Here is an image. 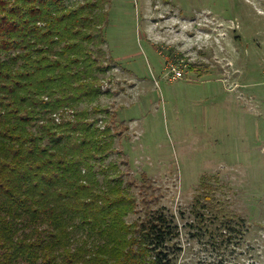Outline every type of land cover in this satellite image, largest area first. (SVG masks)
<instances>
[{"label": "trees", "instance_id": "trees-1", "mask_svg": "<svg viewBox=\"0 0 264 264\" xmlns=\"http://www.w3.org/2000/svg\"><path fill=\"white\" fill-rule=\"evenodd\" d=\"M108 3L0 0V264H176L181 227L214 249L237 232L205 175L181 227L165 207L127 220L138 202L100 104Z\"/></svg>", "mask_w": 264, "mask_h": 264}, {"label": "rangeland", "instance_id": "rangeland-1", "mask_svg": "<svg viewBox=\"0 0 264 264\" xmlns=\"http://www.w3.org/2000/svg\"><path fill=\"white\" fill-rule=\"evenodd\" d=\"M106 9L112 69L100 104L120 133L107 162L138 202L127 220L165 207L181 227L209 176L237 232L214 249L181 227L176 264H264V0H109Z\"/></svg>", "mask_w": 264, "mask_h": 264}, {"label": "built area", "instance_id": "built-area-1", "mask_svg": "<svg viewBox=\"0 0 264 264\" xmlns=\"http://www.w3.org/2000/svg\"><path fill=\"white\" fill-rule=\"evenodd\" d=\"M182 77L183 76H182L181 70H176V69L171 70V78L173 80L180 79Z\"/></svg>", "mask_w": 264, "mask_h": 264}]
</instances>
